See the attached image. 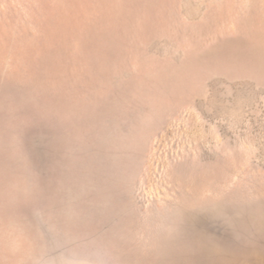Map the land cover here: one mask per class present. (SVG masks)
<instances>
[{
	"label": "rangeland",
	"instance_id": "1",
	"mask_svg": "<svg viewBox=\"0 0 264 264\" xmlns=\"http://www.w3.org/2000/svg\"><path fill=\"white\" fill-rule=\"evenodd\" d=\"M0 264H264V0H0Z\"/></svg>",
	"mask_w": 264,
	"mask_h": 264
}]
</instances>
